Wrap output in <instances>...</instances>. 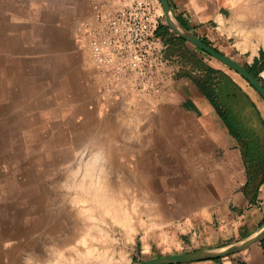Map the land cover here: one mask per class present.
I'll return each instance as SVG.
<instances>
[{
	"label": "rangeland",
	"instance_id": "rangeland-1",
	"mask_svg": "<svg viewBox=\"0 0 264 264\" xmlns=\"http://www.w3.org/2000/svg\"><path fill=\"white\" fill-rule=\"evenodd\" d=\"M90 4L0 0V264H131L219 247L204 230L213 173L173 167L146 142L143 154L104 149L68 106L61 61L84 51L76 24ZM103 188L117 201L100 203Z\"/></svg>",
	"mask_w": 264,
	"mask_h": 264
},
{
	"label": "crops",
	"instance_id": "crops-1",
	"mask_svg": "<svg viewBox=\"0 0 264 264\" xmlns=\"http://www.w3.org/2000/svg\"><path fill=\"white\" fill-rule=\"evenodd\" d=\"M168 2L178 22L183 21L187 30L219 52L243 66L255 59L264 61L263 0ZM172 31L161 18L156 35L164 64L156 96H137L124 90L119 101H101L100 74L86 62L85 51L77 47L61 61V91L65 94V88L70 87L68 106L78 110L84 125L93 126L92 139L102 148L119 153L132 149L133 154H143L142 142H146L150 155L163 151L173 167L187 170L196 163L205 172L213 173L208 187L213 189L214 207L204 218L207 240L219 246L241 242L264 224V160L263 164L256 161L257 157L264 158V100L234 70L211 62L210 55L186 39L178 36L184 40L176 44L181 50L172 51L168 42L174 37ZM183 50L213 71L207 72L183 57ZM259 76L264 80V68ZM201 84L212 89L211 98ZM239 92L248 98L254 117L249 125L244 123L246 131L236 137L221 113L231 118L228 99ZM122 141L124 144H116ZM256 145L261 149L251 147ZM262 240L245 248V264H264ZM202 263L228 264L213 260Z\"/></svg>",
	"mask_w": 264,
	"mask_h": 264
},
{
	"label": "built area",
	"instance_id": "built-area-1",
	"mask_svg": "<svg viewBox=\"0 0 264 264\" xmlns=\"http://www.w3.org/2000/svg\"><path fill=\"white\" fill-rule=\"evenodd\" d=\"M162 16L159 0H91L76 32L86 62L100 74L101 101H119L124 90L157 95L164 59L156 29Z\"/></svg>",
	"mask_w": 264,
	"mask_h": 264
},
{
	"label": "water",
	"instance_id": "water-1",
	"mask_svg": "<svg viewBox=\"0 0 264 264\" xmlns=\"http://www.w3.org/2000/svg\"><path fill=\"white\" fill-rule=\"evenodd\" d=\"M163 9L164 17L167 25L180 37L186 39L189 43L196 46L200 50L206 52L211 57L219 60L223 64L233 69L239 74L247 83L262 97L264 100V86L253 76L242 64L233 58L215 50V48L206 44L201 38L193 32L187 30L178 20L171 16V10L168 0H159ZM264 239V224L254 234L248 236L241 242L232 243L229 245L219 246L213 249H205L191 252H182L176 254H169L161 257L149 258L141 262H134L131 264H176L185 262L202 261L208 259H216L218 257L226 256L235 251H240L247 248L251 243Z\"/></svg>",
	"mask_w": 264,
	"mask_h": 264
},
{
	"label": "trees",
	"instance_id": "trees-1",
	"mask_svg": "<svg viewBox=\"0 0 264 264\" xmlns=\"http://www.w3.org/2000/svg\"><path fill=\"white\" fill-rule=\"evenodd\" d=\"M181 23H182V25L186 28L187 26H186V24L183 22V21H181ZM158 28V27H157ZM160 32H162L161 30H160ZM201 40L203 41V42H205L206 44H208V45H210L206 40H204V39H202L201 38ZM178 41L179 42H182V41H184L182 38H180V37H171V38H168V42L170 43V45H171V47H172V51H177V50H181V49H178V46L176 45L177 43H178ZM215 50H217L216 48H215ZM218 51V50H217ZM183 53V57H184V55H185V57L186 58H190L191 60H193V62L195 63V65L196 66H198V67H202L203 69H205L207 72H212L213 71V69L211 68V67H209V66H207V65H205V63L201 60V59H197L196 57H194V56H192V55H190L189 56V54L187 53V52H184V50L182 51ZM253 76H255L261 83H262V85L264 86V81L260 78V76H259V72L264 68V61H258V60H254L253 61V63L252 64H250V65H245L244 66ZM201 89L205 92V94H207V96L209 97V98H211L212 97V92H211V88L209 87V88H204L203 87V85L201 84ZM221 117H222V119H223V121L225 122V124L227 125V128L229 129V131H230V133L233 135V136H236V137H238V135H242V133H244L246 130H240L239 132H238V129H236V127H235V124H234V122L231 120V118L229 119L227 116H225L224 114H222L221 113ZM252 148H257V149H261V148H259L257 145L256 146H251ZM245 157H246V155H245ZM248 159H249V161L251 162V161H253V157H251V156H248ZM263 160H264V158H263V156H260V157H257L256 158V161L257 162H260V163H262L263 164ZM264 223V222H263ZM261 245H262V247H263V250H264V240H262L261 241ZM214 260H218V258L217 259H214ZM238 264H245L244 262H239Z\"/></svg>",
	"mask_w": 264,
	"mask_h": 264
},
{
	"label": "flooded vegetation",
	"instance_id": "flooded-vegetation-1",
	"mask_svg": "<svg viewBox=\"0 0 264 264\" xmlns=\"http://www.w3.org/2000/svg\"><path fill=\"white\" fill-rule=\"evenodd\" d=\"M228 100L230 101L229 105L232 109L230 117L234 124L237 126L239 124L243 125L244 123L249 125L248 122L253 119L254 113L253 110L250 109L251 106L248 98H246L243 93L239 92L237 95L233 94Z\"/></svg>",
	"mask_w": 264,
	"mask_h": 264
},
{
	"label": "bare ground",
	"instance_id": "bare-ground-1",
	"mask_svg": "<svg viewBox=\"0 0 264 264\" xmlns=\"http://www.w3.org/2000/svg\"><path fill=\"white\" fill-rule=\"evenodd\" d=\"M242 26V25H241ZM123 128V127H122ZM119 134V133H118ZM74 163V162H73ZM73 165V164H72ZM101 165V164H100ZM106 165V164H105ZM97 167V166H96ZM96 171V170H95ZM94 174V173H93ZM98 176V175H97ZM107 186V185H106ZM105 186V187H106ZM104 187V186H103ZM94 188V187H93ZM92 188V189H93ZM91 190V189H90ZM101 192H100V196L99 197H101V202L100 203H104L105 205H107L108 206V204L110 205V204H112L113 202H115V201H117V200H114L113 201V196L114 195H111L112 193L110 192H108V191H106L105 190V188H103V189H101L100 190ZM96 192H97V190H96ZM91 193H92V195H95L94 194V190H91ZM91 195V194H90ZM90 195H88V196H90ZM123 196V195H122ZM98 199V198H97ZM103 199V200H102ZM98 201V200H97ZM111 209V208H110ZM115 210V209H114ZM120 212V211H119ZM118 215V214H117ZM40 259V258H39Z\"/></svg>",
	"mask_w": 264,
	"mask_h": 264
}]
</instances>
